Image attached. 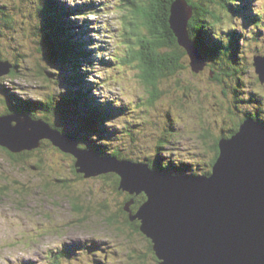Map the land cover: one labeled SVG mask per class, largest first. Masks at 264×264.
Returning <instances> with one entry per match:
<instances>
[{
    "label": "rangeland",
    "instance_id": "obj_1",
    "mask_svg": "<svg viewBox=\"0 0 264 264\" xmlns=\"http://www.w3.org/2000/svg\"><path fill=\"white\" fill-rule=\"evenodd\" d=\"M38 1L0 0V9L5 6L13 17L12 28L0 37V50L20 64L15 75L0 78V112L30 108L78 136L80 145L84 139L104 156L119 152L111 156L154 161L172 174L183 172L180 165L186 173L203 174L196 162L209 150L205 141L213 144L228 133L237 115L264 112V83L253 64L254 56L264 53V29L258 31L253 23H259L264 0H230L235 16L217 4L222 19L206 27L225 37L237 31L236 45L228 44L231 53L220 52L219 63L231 66L236 54L231 70H239V77H228L217 63L194 72L187 55L184 69L158 83L155 106L148 104L140 61H122L133 49L128 42L133 36L126 34L129 0H61L75 12L70 15L73 39L87 54L73 67L46 59ZM88 99L97 108L89 109ZM49 102L57 113L45 109ZM47 143L18 162L0 146V264H52L56 257L60 264H158L149 238L123 232L108 220L113 210L121 213L124 200V190L114 188V176L85 178L72 166L73 156L72 163ZM132 203L124 205L129 213Z\"/></svg>",
    "mask_w": 264,
    "mask_h": 264
},
{
    "label": "water",
    "instance_id": "obj_2",
    "mask_svg": "<svg viewBox=\"0 0 264 264\" xmlns=\"http://www.w3.org/2000/svg\"><path fill=\"white\" fill-rule=\"evenodd\" d=\"M192 16L188 0L172 3L171 29L199 73L208 59L190 35ZM253 64L264 83V53L256 54ZM13 67L0 50V78ZM44 140L73 155L86 178L115 173L120 189L146 194L132 219L141 221L160 264H264V125L258 121L245 119L234 135L219 139L210 174H172L149 162L82 148L80 138L43 118L24 112L0 116V146L22 152L39 148Z\"/></svg>",
    "mask_w": 264,
    "mask_h": 264
},
{
    "label": "trees",
    "instance_id": "obj_3",
    "mask_svg": "<svg viewBox=\"0 0 264 264\" xmlns=\"http://www.w3.org/2000/svg\"><path fill=\"white\" fill-rule=\"evenodd\" d=\"M188 1L190 5L193 7V16L190 20V25H189L190 35L192 39L197 43L198 47L207 56L208 64L217 63L218 66L220 67L222 66L220 68L221 71L223 73L228 74V77L229 76H232L233 78L239 77V70L237 69L231 70V67L235 66L234 61L236 60V54H232L235 55L232 60L229 59L232 62L231 66L228 64L219 63V59L221 58L220 52L224 49L228 53H231L228 51V44L232 43L233 45L234 44L236 45L237 42L235 41L237 40L236 39L233 40V39L235 38L234 34L237 31L235 29H232L234 32H232L230 36L225 37V36L213 34L212 32L208 31L206 28L207 25H211L213 21L220 22L222 19L221 13L216 6L217 4L221 5L222 8L224 7V9H228L229 13L232 16L237 15L234 2H229L230 0H210V1L188 0ZM214 1H215V5L213 3ZM59 2L62 5H60ZM174 2L175 0H129L128 7H130L129 10L131 13V17L127 15L129 21L127 20L126 24H128L130 28L129 29L130 32L128 29H126V34H130L134 37V38L128 37V42L129 43L132 42L133 49L131 50L129 56L124 57L122 61L127 63H131V62L133 63L134 61L137 60L140 61V67L142 70V74H141L142 81L145 83L146 86H148L150 92V96L148 99V104L150 106L151 105L155 106V104L156 105L159 104L160 98L159 95L157 94V88L160 80H162V78L172 76L177 72H179V70L181 71L182 69L185 68L183 60L188 54L186 50L181 45H179L178 39L175 36L173 30L171 29V25L169 21L171 14V5ZM237 6L239 5L237 4ZM37 8H38V12L40 10V12H42L43 14V20L41 22V25H39V30L42 31L43 44L46 46V54H45L46 59H49L50 61H53L56 64H58L59 62H63L65 66L68 67L70 66L73 67V65L76 64L75 61L79 59H85L87 54L83 49V45L80 42L79 43L74 42L73 39L72 31L74 30L75 26L72 24V21L70 20V15H72V13L74 14L75 12L73 10H70L67 4L61 0H39ZM261 11L263 13L259 15V23L253 22L255 23L254 28H257L258 31L264 29V9H262ZM248 14L249 16H251L250 13ZM251 17H253V19H256L255 15ZM12 18L13 17L11 16V13L8 10H6L5 6H3L0 9V25H1L0 37L5 35L4 33L5 31L10 30L12 28V26H10ZM135 45H138L137 49ZM3 59L6 58L3 57ZM12 62L14 67L11 70V72L6 76L15 75L16 70L20 65L17 61H12ZM235 72H237V75L233 76ZM217 74L218 75L216 79L218 80L220 79L218 78V76L221 74L219 71ZM238 85L241 86L240 84ZM151 88L153 89V91L151 90L152 94L150 91ZM235 92L239 94L237 89H235ZM80 98L82 99L83 104H85L83 100V96L79 97L78 99L80 100ZM89 100L90 99L86 101L89 105V109L97 108L98 104H94ZM45 109H47L50 112L57 113L55 111V105L52 102L46 104ZM5 112L9 113V111H5ZM5 112L1 111L0 116ZM11 112H17V113L24 112L26 114L31 115L34 118H43L46 121L49 120L48 115H45L44 117H39L30 108L24 110L22 109L13 110L11 108ZM232 114L237 115L235 112H233ZM248 118L254 119L259 123H261L262 125H264L263 111L261 112L256 111L255 113L254 112L245 113L244 115L242 114L241 116L237 115V120L233 124V126L230 127L228 133L223 131L222 132L223 135L217 137L213 144H211L208 141H205L206 142L205 146L209 147L210 151L205 149L204 154H199V156L201 155L202 158L197 159L196 162L199 167L200 166L203 167L201 168L204 169L203 174H210L212 171L213 164L215 163L217 156L219 154V148H218L219 139L222 137H231L232 135H234L239 129L241 123ZM51 125L57 128L58 130L65 132L60 126H57L55 123H51ZM204 138L208 139L210 138V135L207 133L206 135H204ZM162 140L167 142L166 139H162ZM47 141L48 140L42 141L41 146L38 149L26 150L22 152H13L6 147H2V146L1 147L6 149L9 155L11 156V158L15 159L17 162L20 160L26 161L25 159H27L28 156L31 155L34 151L36 150L39 151V149L44 145H49ZM82 141L83 144L80 145L82 148L92 149L93 151L99 152L100 155H103L102 152H100L99 150L91 148V146H87L84 139H82ZM56 148H57L56 150H59V152L61 151L58 147ZM61 152L64 153L63 151ZM64 154L67 155V153ZM207 154L211 157V159H208ZM68 155H67L68 157L72 158V163H73L74 156L71 154ZM111 155L121 156L119 152H112ZM156 160H158V158ZM133 161L146 162L140 159ZM148 162L154 168H159V169L162 168L163 170H165L162 164H156L154 161H148ZM72 166L78 173L77 168L75 166V162L72 164ZM176 167L181 168L183 171L182 173L178 171L179 174H188L184 172L187 168L183 167V165ZM174 173L177 174L176 172ZM79 174L81 175L82 173ZM82 175L85 177L84 174ZM102 175H104V177H109L110 175H113L115 182L114 188L116 189V191L119 190L121 179L117 174L107 173ZM132 197L135 198V202H134L135 207L140 206L147 199L145 193L137 194ZM128 200L130 199H126L122 201L121 209H120L121 213L118 212L119 209L113 210V212L109 210V212H112V214L109 216L108 220L116 223L119 226H122L120 230L123 232H126L125 229H127V225L124 223V220L126 219L123 213L125 210L124 205L128 202ZM91 216H92L91 214H88L87 220H89ZM140 225H141L140 223H137L136 229L142 235L143 232L140 229ZM133 234L137 235L138 233L137 234L133 233ZM143 235L145 236V234ZM149 242L151 246L150 251L152 252V254H154L155 258L158 259L152 248L153 245L150 239ZM142 258H144V256ZM52 262H53L52 264H60V260L58 259V257L54 258V261ZM158 264H159V259H158Z\"/></svg>",
    "mask_w": 264,
    "mask_h": 264
},
{
    "label": "flooded vegetation",
    "instance_id": "obj_4",
    "mask_svg": "<svg viewBox=\"0 0 264 264\" xmlns=\"http://www.w3.org/2000/svg\"><path fill=\"white\" fill-rule=\"evenodd\" d=\"M120 190V189H119ZM123 191V190H122ZM118 192V191H117ZM124 193H122V194H124V200H126V199H132L133 200V203L131 204V213H129V211H126V210H124V213H123V215H124V217H125V219L126 220H124V223L127 225V230L132 234V235H135V234H133V233H138V234H141L137 229H136V226H137V223H140V221L138 220V219H132V215L133 214H135V212L137 211V208L139 207H135L134 206V202H135V198H133L132 196H135V195H131V194H129V192H126V191H123ZM120 193V192H119ZM129 197V198H128ZM128 201H130V200H128ZM129 214H130V216H131V218L129 217ZM141 224V223H140ZM148 241H149V239H148ZM90 245V244H89ZM97 246L96 245H94L92 248H96ZM149 248H151V246H150V242H149ZM106 250V248H103L102 249V251H105ZM89 252L91 253V254H93V253H97V251H95V252H93L92 250H89ZM145 252H143V254H144ZM114 254H115V252H114ZM146 254V253H145ZM144 254V255H145ZM107 257V256H106ZM154 259H156V258H154ZM53 263V262H52Z\"/></svg>",
    "mask_w": 264,
    "mask_h": 264
},
{
    "label": "bare ground",
    "instance_id": "obj_5",
    "mask_svg": "<svg viewBox=\"0 0 264 264\" xmlns=\"http://www.w3.org/2000/svg\"><path fill=\"white\" fill-rule=\"evenodd\" d=\"M57 129V128H56ZM160 264V263H159Z\"/></svg>",
    "mask_w": 264,
    "mask_h": 264
}]
</instances>
